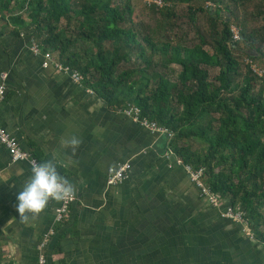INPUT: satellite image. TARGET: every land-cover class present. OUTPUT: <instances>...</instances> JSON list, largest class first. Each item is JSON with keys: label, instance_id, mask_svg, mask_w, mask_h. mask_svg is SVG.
Here are the masks:
<instances>
[{"label": "crops", "instance_id": "1", "mask_svg": "<svg viewBox=\"0 0 264 264\" xmlns=\"http://www.w3.org/2000/svg\"><path fill=\"white\" fill-rule=\"evenodd\" d=\"M6 27L0 21V126L41 162L55 156L76 201L61 225L56 201L19 219L17 195L31 170L0 145V264H35L37 245L53 228L48 264H264L263 243L219 215L225 202L213 209L199 197L165 135L107 108L68 76L43 70L25 32L15 37ZM72 135L82 141L75 154L60 144ZM124 163L125 179L106 185L107 169Z\"/></svg>", "mask_w": 264, "mask_h": 264}, {"label": "trees", "instance_id": "2", "mask_svg": "<svg viewBox=\"0 0 264 264\" xmlns=\"http://www.w3.org/2000/svg\"><path fill=\"white\" fill-rule=\"evenodd\" d=\"M161 1L150 26L131 0H0V21L55 54L107 108L133 106L170 131L176 159L203 169L204 185L239 206L264 245V80L250 66L264 63V0Z\"/></svg>", "mask_w": 264, "mask_h": 264}, {"label": "built area", "instance_id": "3", "mask_svg": "<svg viewBox=\"0 0 264 264\" xmlns=\"http://www.w3.org/2000/svg\"><path fill=\"white\" fill-rule=\"evenodd\" d=\"M142 4L145 8H156L162 9L165 5L161 0H142ZM230 35L232 43H237L240 40V32L239 29L235 26L230 27ZM31 53L35 57H39L41 59V68L43 70H53L54 72L63 74L68 76L71 79V83L77 86H80L82 83L81 77L76 73L71 71L68 67L63 66L57 56L53 53L46 52L43 53L38 45H36L33 41H31L30 47ZM252 72L261 77L263 72L258 70L256 67L251 66ZM6 76L0 75V104L3 102L5 98V82ZM121 113L126 118H129L133 123H137L143 128L149 130L151 133L165 135L169 140L172 137V133L167 129L157 126L153 122L146 121L145 119H141L139 117L140 112L137 108L133 106H125L124 109L121 110ZM0 145H2L7 151L12 162H26L31 170V166L33 161L41 162L38 158L33 156L30 152L23 150L16 139L12 137L5 129L0 126ZM171 152V151H170ZM172 153V152H171ZM177 163L181 164L177 159ZM182 168L186 174L188 181L197 189L199 197L202 198L206 204L213 208L219 209L221 208V204L224 202L217 195L210 192L208 187H206L203 183V169H193L189 165H182ZM129 169L128 164H122L117 167H110L106 171V180L105 183L108 186H114L123 181L126 177V172ZM76 201V197L70 201L59 202V207L55 210L54 221L55 225L63 224L70 215L71 205ZM219 215L227 219L233 223H237L242 226L244 229L248 228V220L245 218V213L240 209L239 206H228L225 204L219 211ZM55 229L49 230L45 233L37 245V259L35 264H48V256L47 249L51 243V239L55 235Z\"/></svg>", "mask_w": 264, "mask_h": 264}, {"label": "clouds", "instance_id": "4", "mask_svg": "<svg viewBox=\"0 0 264 264\" xmlns=\"http://www.w3.org/2000/svg\"><path fill=\"white\" fill-rule=\"evenodd\" d=\"M81 143L76 135L60 141L61 147L70 149L73 154ZM31 163L30 179L17 195L16 210L22 221L41 214L50 201H70L76 197L75 185L58 172L55 156L44 162ZM64 163L67 166L68 162Z\"/></svg>", "mask_w": 264, "mask_h": 264}, {"label": "rangeland", "instance_id": "5", "mask_svg": "<svg viewBox=\"0 0 264 264\" xmlns=\"http://www.w3.org/2000/svg\"><path fill=\"white\" fill-rule=\"evenodd\" d=\"M131 5H132V9L134 11V18H135L136 22H139L142 24H148L149 26L152 25L150 22V17L148 15V9L143 6L142 0H131ZM185 7H186L185 4H177L175 7V14L183 21H184L183 12L185 10ZM249 8H251V6ZM250 13H251V10L248 9L246 11V14L249 15ZM221 17H227V15L222 13ZM261 26H262V23H260V22H252V21L247 22V28L248 29L249 28L258 29ZM204 27L206 28V26H204ZM237 56L239 57V60L241 62H243L245 64L248 63L243 52H240L239 54H237ZM250 66H254L258 70L262 71L263 74H262L261 78L264 80V63L257 61L255 64L250 65ZM171 69L174 72L173 76L171 77V79H172L176 75V73L179 71V69L175 66L171 67ZM194 147L196 148V146H194Z\"/></svg>", "mask_w": 264, "mask_h": 264}]
</instances>
